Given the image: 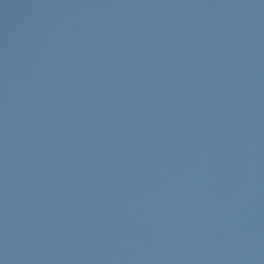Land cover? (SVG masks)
Returning a JSON list of instances; mask_svg holds the SVG:
<instances>
[{"label":"water","instance_id":"95a60500","mask_svg":"<svg viewBox=\"0 0 264 264\" xmlns=\"http://www.w3.org/2000/svg\"><path fill=\"white\" fill-rule=\"evenodd\" d=\"M0 264H264V0H0Z\"/></svg>","mask_w":264,"mask_h":264}]
</instances>
